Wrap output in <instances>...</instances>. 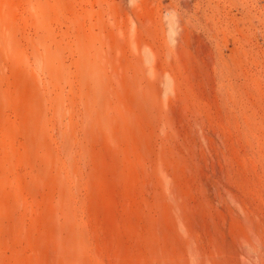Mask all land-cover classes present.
I'll use <instances>...</instances> for the list:
<instances>
[{"label":"rangeland","instance_id":"1","mask_svg":"<svg viewBox=\"0 0 264 264\" xmlns=\"http://www.w3.org/2000/svg\"><path fill=\"white\" fill-rule=\"evenodd\" d=\"M0 264H264V0H0Z\"/></svg>","mask_w":264,"mask_h":264}]
</instances>
